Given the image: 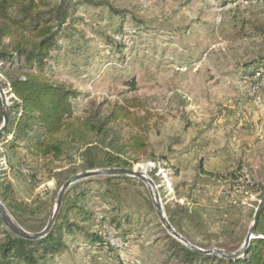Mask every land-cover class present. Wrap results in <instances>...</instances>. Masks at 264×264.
<instances>
[{
	"label": "rangeland",
	"instance_id": "rangeland-1",
	"mask_svg": "<svg viewBox=\"0 0 264 264\" xmlns=\"http://www.w3.org/2000/svg\"><path fill=\"white\" fill-rule=\"evenodd\" d=\"M47 1L55 6L64 0ZM65 1L77 4L67 30L71 36L62 39L48 76L78 91L74 107L81 117L105 113L131 97L143 100L152 113L150 146L146 159L132 168L145 169L154 181L165 213L167 205L179 203L202 214L203 226L182 224L196 243L205 249L237 245L252 224L264 187V0ZM0 79H5L1 72ZM5 94L8 101L11 96ZM112 127L106 142L133 132L125 122ZM82 150L71 145L54 159L20 149L0 159L15 197L31 207L23 216L27 226L48 224L62 173L85 172ZM235 177L252 193L239 205L223 193ZM99 183L88 184L99 190L88 193L92 214L83 221L85 228L99 231L95 221L99 225L105 217L130 246L110 244L107 230L114 243L120 239L108 227L105 238L115 251L90 244L84 230L65 233L62 250L40 264H182L168 257L167 235H172L160 221L150 184L132 176ZM7 229L0 218V244Z\"/></svg>",
	"mask_w": 264,
	"mask_h": 264
},
{
	"label": "trees",
	"instance_id": "trees-1",
	"mask_svg": "<svg viewBox=\"0 0 264 264\" xmlns=\"http://www.w3.org/2000/svg\"><path fill=\"white\" fill-rule=\"evenodd\" d=\"M103 3L107 4L106 1ZM75 5L65 0L55 6L47 0H0V72L5 77L0 79V84L11 96L7 101L8 123L0 132V159L6 157L8 151L15 153L20 149L36 157L52 156L59 159L73 145L83 149L81 157L85 172L100 167L132 168L146 159L145 154L150 146L147 133L152 113L146 103L138 97H131L109 106L105 113L96 112L92 117H81L76 114L74 107L78 91L65 82L54 81L46 72L47 67L57 60L62 39L71 36L67 30L72 28L74 22L71 9ZM128 85H133V81H129ZM4 116L5 108L0 95V127L4 123ZM118 122L127 123L133 132L122 136L121 140L109 139L106 142L113 130L112 125ZM95 139L98 140L96 144ZM3 167L0 166L1 202L19 224L25 225L24 229L31 233L42 231L46 223L33 227L24 223L23 216L31 207L15 197L11 182L2 174L6 172ZM200 169L206 174L201 165ZM77 172L62 173L60 189ZM91 177L79 179L67 188L55 222L46 235L38 239H26L7 229L6 240L0 244V264H40L39 261L45 260L47 256L52 260V255L66 245L63 243L65 233L76 234L83 230L90 244L115 251L117 248L105 238V227L114 230V235L125 245L123 249L128 248L130 239L123 236L117 225L106 221L105 217H102L99 225L95 221L99 231L86 230L83 222L92 214L87 207L88 193L99 190L98 185L92 187L88 184L111 182L128 176H106L98 180ZM239 179L231 178L227 183L235 184ZM260 190L263 197L264 187ZM109 192L110 189L106 190L105 195H109ZM255 211H252L251 221ZM166 214L175 230L185 239L195 246L206 248L184 234L182 229L183 220L194 226L204 225L199 211L184 204L172 203L167 205ZM70 216L73 218L70 219ZM249 229L234 247L230 243H221L220 246L230 252L239 250L244 245ZM167 238L170 245L168 257H177L182 264H264V207L253 237L245 251L237 257L201 253L173 236L167 235Z\"/></svg>",
	"mask_w": 264,
	"mask_h": 264
},
{
	"label": "water",
	"instance_id": "water-1",
	"mask_svg": "<svg viewBox=\"0 0 264 264\" xmlns=\"http://www.w3.org/2000/svg\"><path fill=\"white\" fill-rule=\"evenodd\" d=\"M0 95L2 98V102L5 108V116H4V123L2 124V126L0 127V132L4 130L5 126L8 123V119H9V110H8V106H7V99H6V94L5 91L2 87V85L0 84ZM96 174H104V175H110V176H114V175H127V176H132V177H137L141 180H143L144 182L150 184L151 190H152V194H153V202L157 211V214L160 218L161 223L164 225V227L167 229V231L176 239L180 240L181 242L185 243L187 246L191 247L192 249L199 251L201 253H205V254H216V255H220V256H224V257H237L239 255H241L246 247L248 246L251 238L253 237L254 231H255V226L256 223L258 221V219L260 218L262 209L264 207V195L258 205V207L256 208L255 211V215L251 224V227L249 229V232L247 234V237L245 239L244 245L243 247H241L239 250L237 251H233L230 252L228 250L222 249V248H211V249H203L200 248L198 246L193 245L192 243H190L187 239H185L180 233H178L175 228L172 226V224L169 222L167 215L163 209V206L161 204L160 201V195H159V191L158 188L156 186V184L154 183V181L149 178L146 174L145 169H142L141 171H137L135 168H106L102 171H86L82 174L79 175H74L72 176L62 187L59 193V197L56 203V207L51 215L50 221L48 222V224L46 225V227L37 233H31L29 231H27L26 229H24L15 219L14 217L11 215V213L8 211V209L5 207V205L1 202L0 200V218L1 220L5 223V225L15 234H17L18 236H21L23 238L26 239H38L44 235H46L52 228L56 216L61 208L63 199H64V194L67 190V188L75 181L85 178V177H89V176H93Z\"/></svg>",
	"mask_w": 264,
	"mask_h": 264
},
{
	"label": "built area",
	"instance_id": "built-area-1",
	"mask_svg": "<svg viewBox=\"0 0 264 264\" xmlns=\"http://www.w3.org/2000/svg\"><path fill=\"white\" fill-rule=\"evenodd\" d=\"M256 74L257 76H261L260 71H258ZM262 79H263L262 83H264V76L262 77ZM223 193L229 198V203H231L232 205H239V203L242 204L241 201L244 200L243 197L246 198L247 196L245 195H249L251 193V190L249 189V186L244 181H241V183L227 185V188L224 189ZM105 234H106V238L110 240V244H112L113 246L119 247V248H122L125 246L121 240H118L114 243L111 237H109L110 233L108 232V230Z\"/></svg>",
	"mask_w": 264,
	"mask_h": 264
}]
</instances>
